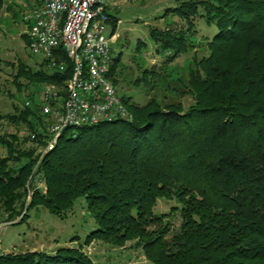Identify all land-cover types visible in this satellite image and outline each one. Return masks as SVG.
Returning <instances> with one entry per match:
<instances>
[{
    "label": "trees",
    "instance_id": "obj_1",
    "mask_svg": "<svg viewBox=\"0 0 264 264\" xmlns=\"http://www.w3.org/2000/svg\"><path fill=\"white\" fill-rule=\"evenodd\" d=\"M201 8L217 34L190 77L194 104L162 108L151 99L140 106L121 97L132 122L69 128L41 161L45 132L28 144L14 136L2 145L0 223L24 215L32 189L30 209L61 218L85 198L97 226L88 244L136 242L152 264H264V0H190L170 13L190 25ZM150 34L163 58L187 54V39L172 30ZM116 59L108 76L115 86ZM18 75L33 86L62 83L72 67L50 76L20 66ZM160 199L181 205L178 229L170 214H155ZM0 264L100 263L61 248L57 254L0 252Z\"/></svg>",
    "mask_w": 264,
    "mask_h": 264
},
{
    "label": "rangeland",
    "instance_id": "obj_2",
    "mask_svg": "<svg viewBox=\"0 0 264 264\" xmlns=\"http://www.w3.org/2000/svg\"><path fill=\"white\" fill-rule=\"evenodd\" d=\"M189 1H110L108 12L119 20L116 22L111 18L109 33L117 36L112 49L113 57L117 58L114 76L120 97H126L140 106H146L151 99L157 100L162 108L180 106L185 109L194 104L193 97L187 94L190 77L193 72H197L199 64L209 57V42L217 34V28L209 27L202 19V8L197 17H192L190 25L177 14L170 13L183 2ZM33 5V0H0V158L7 155L3 143L14 142V136L28 144V140H32L37 132L46 131V123L43 122L46 118L39 108L42 92L49 84L61 87V83H51L49 80L33 86L29 84V77L17 79L20 66L31 73L43 70L46 75H53L42 68L43 58L31 52L29 39L26 38L24 17ZM154 30H172L176 35L186 38L187 54L172 59L163 58V53L158 51L151 38L150 33ZM145 72L149 73L142 78ZM28 101L35 104L30 111L38 112H34V116L26 112ZM39 120L43 122V129L38 125ZM23 147L27 148L24 143ZM44 189V184H38L39 191L44 192ZM33 198L30 189L24 215L13 222L0 223L1 253L37 251L57 254L58 250L65 248L76 249L100 264H152L143 250L136 246V242H129L125 247L110 244L104 239L86 243V237L97 226L89 214L85 198L78 199L63 218L43 207L30 209ZM180 211L178 201L167 199H160L154 210L156 215L170 214L169 219L175 229L181 224Z\"/></svg>",
    "mask_w": 264,
    "mask_h": 264
},
{
    "label": "built area",
    "instance_id": "obj_3",
    "mask_svg": "<svg viewBox=\"0 0 264 264\" xmlns=\"http://www.w3.org/2000/svg\"><path fill=\"white\" fill-rule=\"evenodd\" d=\"M110 1L33 0L24 17L29 48L43 58L45 68L53 75H63L69 64L72 67L71 78L61 87L49 84L42 92L39 108L47 124L40 161L56 148L69 128L133 120L108 77L117 38L109 33ZM32 105L34 102L26 103V107Z\"/></svg>",
    "mask_w": 264,
    "mask_h": 264
}]
</instances>
